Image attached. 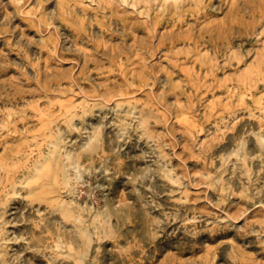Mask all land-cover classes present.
Returning <instances> with one entry per match:
<instances>
[{
	"label": "rangeland",
	"instance_id": "obj_1",
	"mask_svg": "<svg viewBox=\"0 0 264 264\" xmlns=\"http://www.w3.org/2000/svg\"><path fill=\"white\" fill-rule=\"evenodd\" d=\"M0 264H264V0H0Z\"/></svg>",
	"mask_w": 264,
	"mask_h": 264
}]
</instances>
